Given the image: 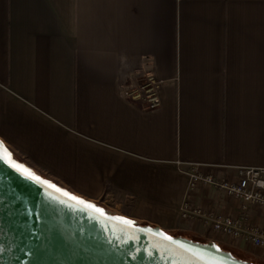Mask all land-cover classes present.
<instances>
[{
	"label": "crops",
	"instance_id": "1",
	"mask_svg": "<svg viewBox=\"0 0 264 264\" xmlns=\"http://www.w3.org/2000/svg\"><path fill=\"white\" fill-rule=\"evenodd\" d=\"M146 61L163 81L153 109L119 88ZM0 141L63 192L264 261L180 220L186 199L241 214L222 190H190L192 165L264 167V0H0Z\"/></svg>",
	"mask_w": 264,
	"mask_h": 264
},
{
	"label": "water",
	"instance_id": "2",
	"mask_svg": "<svg viewBox=\"0 0 264 264\" xmlns=\"http://www.w3.org/2000/svg\"><path fill=\"white\" fill-rule=\"evenodd\" d=\"M0 156V264H247L214 243L101 215Z\"/></svg>",
	"mask_w": 264,
	"mask_h": 264
},
{
	"label": "built area",
	"instance_id": "3",
	"mask_svg": "<svg viewBox=\"0 0 264 264\" xmlns=\"http://www.w3.org/2000/svg\"><path fill=\"white\" fill-rule=\"evenodd\" d=\"M163 83L157 79L151 65L146 61L144 67L131 76L122 78L119 88L125 97L137 100L148 109L161 105L159 87ZM189 189L212 186L224 191L239 202L241 214L216 212L209 204L202 205L190 199L184 200L180 208V220L202 219L214 233L231 239L233 242L246 241L254 247L264 248V226L249 223V211L252 206L264 212V167H239L233 179L217 178L211 172L192 165L188 171Z\"/></svg>",
	"mask_w": 264,
	"mask_h": 264
},
{
	"label": "snow or ice",
	"instance_id": "4",
	"mask_svg": "<svg viewBox=\"0 0 264 264\" xmlns=\"http://www.w3.org/2000/svg\"><path fill=\"white\" fill-rule=\"evenodd\" d=\"M0 152L6 153L8 159L11 161V153L7 152V149L3 148L2 142H0ZM3 162H4L3 156H0V163H3ZM11 166L14 167L15 169H17L20 173L24 174L25 178H30L34 182L35 181H39L43 185H48L50 187H55L54 185L51 184V182L46 181V180H42L39 176H36L29 168H27L26 166H24V165H22V164H20L18 162H11ZM57 191H63V190L57 189ZM64 195L67 196L70 200L74 201L75 203H77L79 205L85 206L88 209H93V210H95L97 213H99L101 215L104 214V210L98 208L94 204L86 202V201H84V200H82V199H80V198H78V197H76L74 195L68 194L66 192H64ZM61 203H63V201H61ZM69 207H71V205H69ZM112 219L117 220V221H122L124 224L129 225V226L133 225L132 221H129V220L123 218V217H112ZM158 234L163 236L165 239H168V240L172 239V237L166 236L164 233H158Z\"/></svg>",
	"mask_w": 264,
	"mask_h": 264
},
{
	"label": "trees",
	"instance_id": "5",
	"mask_svg": "<svg viewBox=\"0 0 264 264\" xmlns=\"http://www.w3.org/2000/svg\"><path fill=\"white\" fill-rule=\"evenodd\" d=\"M11 161H12V162H18V163H20V164H22V165L25 166V164H24L21 160L15 158L12 154H11ZM27 168H28V167H27ZM33 173H34L36 176H39V177L45 179L46 181H49V182L52 183V181H51L49 178H47V177H43V176H41L40 174L35 173V172H33ZM86 202H87V201H86ZM89 203H90V202H89ZM91 204H93V203H91ZM94 205H96V204H94ZM96 206H97V205H96ZM97 207L100 208L99 206H97ZM100 209H102V208H100ZM103 210H104V209H103ZM104 214H105V215H115V214H113V213H111V212H107L106 210H104ZM115 216H117V215H115ZM118 217H119V216H118ZM146 225L152 226V225H150V224H146ZM218 247H219V246H218ZM219 248H221V247H219ZM227 250H229L228 252H229L230 254H232L233 251H234L236 254L241 255V254H239V252H237L236 250H234V249H232V248H227ZM231 252H232V253H231ZM232 256H234V255H232ZM261 262H263V264H264V261H261Z\"/></svg>",
	"mask_w": 264,
	"mask_h": 264
},
{
	"label": "rangeland",
	"instance_id": "6",
	"mask_svg": "<svg viewBox=\"0 0 264 264\" xmlns=\"http://www.w3.org/2000/svg\"><path fill=\"white\" fill-rule=\"evenodd\" d=\"M221 250H224V251H229V250H227V248H225V247H221L220 248ZM232 253V252H231ZM231 255H234L233 257L234 258H237V259H239V260H241L242 262H244V263H247V264H263V262H261V261H258V260H256V259H251V258H249V257H245V256H242V255H238V254H236L234 251H233V253L231 254Z\"/></svg>",
	"mask_w": 264,
	"mask_h": 264
}]
</instances>
